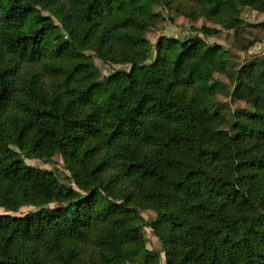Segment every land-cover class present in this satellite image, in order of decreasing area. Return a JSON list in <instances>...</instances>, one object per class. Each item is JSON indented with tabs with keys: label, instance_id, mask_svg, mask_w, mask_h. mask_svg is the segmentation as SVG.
<instances>
[{
	"label": "trees",
	"instance_id": "obj_1",
	"mask_svg": "<svg viewBox=\"0 0 264 264\" xmlns=\"http://www.w3.org/2000/svg\"><path fill=\"white\" fill-rule=\"evenodd\" d=\"M159 5L235 34L242 8L264 13V0H0V264H158L140 227L164 264H264V55L237 70L231 97L248 109L228 119L221 46L151 45ZM94 59L129 70L101 77ZM55 155L70 185L24 161Z\"/></svg>",
	"mask_w": 264,
	"mask_h": 264
},
{
	"label": "rangeland",
	"instance_id": "obj_2",
	"mask_svg": "<svg viewBox=\"0 0 264 264\" xmlns=\"http://www.w3.org/2000/svg\"><path fill=\"white\" fill-rule=\"evenodd\" d=\"M190 5L188 6V8ZM198 13V9H195ZM154 12L159 15L155 25L146 32V38L151 45H154L160 36L187 38L199 36L209 43H216L221 46V51L218 58L228 61V72L223 75L215 74V79L222 82V88L217 92L215 100L218 103L219 111L231 119L233 112L247 110L248 107L244 102L234 100L231 97V92L235 87V76L237 70L247 62L261 58L264 55V29L256 27L258 24L264 23V13L257 12L249 7H244L241 10L240 18L244 23L242 33L235 34L234 30H225L218 23L212 20L199 16L197 19L185 16L179 11L168 9L162 5L155 6ZM207 28L215 31L210 37L205 38L199 30ZM246 47V48H245ZM245 48V49H244ZM95 65L100 70L101 77H106L115 71H128L129 65L119 64H102L97 59H94ZM215 111L214 108L211 109ZM27 165L39 169L50 170L54 172L64 185H70L67 180V173L63 169V162L59 155L53 156L50 163L45 164L40 161L25 160ZM30 210V207H23L16 215H21ZM3 210L0 209V212ZM140 216L145 221H152L156 215L151 210L140 212ZM142 236L145 240V249L150 255L158 256V264H164V256L161 251V244L156 235L146 227H140Z\"/></svg>",
	"mask_w": 264,
	"mask_h": 264
}]
</instances>
